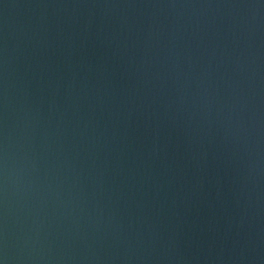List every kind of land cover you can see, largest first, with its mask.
Wrapping results in <instances>:
<instances>
[{
  "label": "water",
  "instance_id": "water-1",
  "mask_svg": "<svg viewBox=\"0 0 264 264\" xmlns=\"http://www.w3.org/2000/svg\"><path fill=\"white\" fill-rule=\"evenodd\" d=\"M0 264H264V0H0Z\"/></svg>",
  "mask_w": 264,
  "mask_h": 264
}]
</instances>
